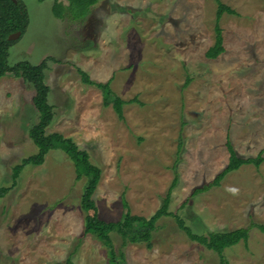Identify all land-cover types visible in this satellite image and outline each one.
Instances as JSON below:
<instances>
[{
    "label": "rangeland",
    "instance_id": "rangeland-1",
    "mask_svg": "<svg viewBox=\"0 0 264 264\" xmlns=\"http://www.w3.org/2000/svg\"><path fill=\"white\" fill-rule=\"evenodd\" d=\"M19 1L28 23L11 40L7 62L46 59L54 112L46 132L71 138L100 168L92 197L99 217L121 219L125 199L132 214L148 218L175 173L169 211L198 234L249 227L247 241L223 255L230 264H264V232L251 226L264 224V161L191 197L227 163V136L238 155L264 156V0H221L235 13L218 20L224 51L216 58L205 56L215 40L214 0H103L83 19L67 9L55 17L53 0ZM77 69L93 81L111 78L114 94L136 99L122 106L123 119L113 96L104 104ZM33 95L20 76L0 77V187H8L0 197V264H110L109 247L83 232L87 178L76 176L64 152L24 165L12 185V167L37 151L28 136L37 121ZM155 225L149 245L111 232L113 261L217 264L218 255L188 240L172 216Z\"/></svg>",
    "mask_w": 264,
    "mask_h": 264
},
{
    "label": "trees",
    "instance_id": "trees-1",
    "mask_svg": "<svg viewBox=\"0 0 264 264\" xmlns=\"http://www.w3.org/2000/svg\"><path fill=\"white\" fill-rule=\"evenodd\" d=\"M102 0H67L65 7L59 0H53L52 13L57 18H62L65 9H67L72 19H83L89 15L91 7ZM215 10V40L214 43L205 51L208 58H216L224 51L223 36L221 28L218 25L219 18L223 13H235L233 9L224 4L221 0H214ZM28 23L27 11L24 4L11 0H0V77L6 72H12L15 76H20L25 81L30 82L34 89L32 103L37 111V121L29 128L28 136L37 148L36 153L24 157L20 163L12 167L11 179L12 185L16 184V178L24 165H38L43 162L44 155L50 150H61L72 161L77 177L85 176L87 178L85 189L82 193L80 205L85 213L84 216V234L94 235L104 246L109 247V263H115V252L111 245L110 234L115 232L129 241H144L150 244L151 231L156 228L155 222L163 216H172L179 229L192 243L198 244L206 250L212 251L218 255L217 264H230L223 255V250L239 241L245 243L248 238L249 227H239L230 230L209 231L207 234H198L184 224L183 219L169 211L170 196L173 187L177 183V175L174 173L171 182L166 188L159 207L148 217L135 215L131 213L130 207L125 199H122V218L115 221L103 220L98 215V208L93 200V193L100 180L101 170L98 166L92 164L85 150H80L71 138L63 136L59 132H46V128L53 120V106L48 102V86L44 80V69L46 68V59H42L38 64H31L28 61H19L10 66L7 62L8 48L12 43L7 37L9 34L20 31L21 35L25 31ZM80 79L83 83L94 85L101 89L104 96V104L109 95L113 96L111 107L119 119H123L122 106L126 103L135 102L136 99L124 100L114 94L110 87L111 78L105 82L93 81L88 74L77 69ZM190 81L187 76L185 85ZM181 142H178L176 155L180 150ZM225 146L228 151V160L225 166L216 173L213 178L195 187L191 192V197L205 192L211 187L219 186L223 178L233 170L238 169L245 164H251L258 167L263 161L262 150L254 156L243 157L236 153L228 136L225 140ZM173 169V165H172ZM174 170V169H173ZM172 170V172H173ZM8 190V187H0V197ZM264 232V224H251ZM133 227H145L144 232H135Z\"/></svg>",
    "mask_w": 264,
    "mask_h": 264
},
{
    "label": "water",
    "instance_id": "water-1",
    "mask_svg": "<svg viewBox=\"0 0 264 264\" xmlns=\"http://www.w3.org/2000/svg\"><path fill=\"white\" fill-rule=\"evenodd\" d=\"M20 34H21L20 31H15V32L9 34L8 37H7V39H8V40H14V39H16Z\"/></svg>",
    "mask_w": 264,
    "mask_h": 264
},
{
    "label": "flooded vegetation",
    "instance_id": "flooded-vegetation-1",
    "mask_svg": "<svg viewBox=\"0 0 264 264\" xmlns=\"http://www.w3.org/2000/svg\"><path fill=\"white\" fill-rule=\"evenodd\" d=\"M12 2H14V3H17V2H19V0H11Z\"/></svg>",
    "mask_w": 264,
    "mask_h": 264
},
{
    "label": "crops",
    "instance_id": "crops-1",
    "mask_svg": "<svg viewBox=\"0 0 264 264\" xmlns=\"http://www.w3.org/2000/svg\"><path fill=\"white\" fill-rule=\"evenodd\" d=\"M103 1V0H102Z\"/></svg>",
    "mask_w": 264,
    "mask_h": 264
}]
</instances>
